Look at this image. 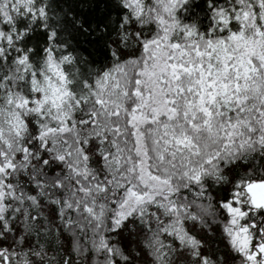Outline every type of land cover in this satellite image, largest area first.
Wrapping results in <instances>:
<instances>
[{
	"label": "snow or ice",
	"instance_id": "snow-or-ice-1",
	"mask_svg": "<svg viewBox=\"0 0 264 264\" xmlns=\"http://www.w3.org/2000/svg\"><path fill=\"white\" fill-rule=\"evenodd\" d=\"M0 264H264V0H0Z\"/></svg>",
	"mask_w": 264,
	"mask_h": 264
}]
</instances>
